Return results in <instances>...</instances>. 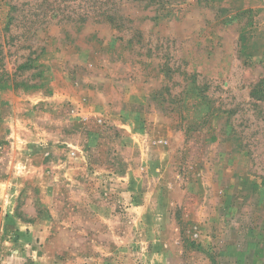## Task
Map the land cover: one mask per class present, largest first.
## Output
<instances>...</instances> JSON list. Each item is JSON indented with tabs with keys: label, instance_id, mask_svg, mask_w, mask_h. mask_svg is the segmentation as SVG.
<instances>
[{
	"label": "rangeland",
	"instance_id": "1",
	"mask_svg": "<svg viewBox=\"0 0 264 264\" xmlns=\"http://www.w3.org/2000/svg\"><path fill=\"white\" fill-rule=\"evenodd\" d=\"M0 264H264V0H0Z\"/></svg>",
	"mask_w": 264,
	"mask_h": 264
}]
</instances>
